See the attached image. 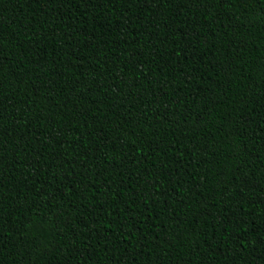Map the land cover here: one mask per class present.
<instances>
[{
    "label": "trees",
    "instance_id": "trees-1",
    "mask_svg": "<svg viewBox=\"0 0 264 264\" xmlns=\"http://www.w3.org/2000/svg\"><path fill=\"white\" fill-rule=\"evenodd\" d=\"M0 264H264V0H0Z\"/></svg>",
    "mask_w": 264,
    "mask_h": 264
}]
</instances>
